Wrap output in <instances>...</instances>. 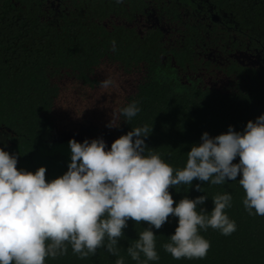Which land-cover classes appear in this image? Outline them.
Segmentation results:
<instances>
[{
  "label": "trees",
  "instance_id": "obj_1",
  "mask_svg": "<svg viewBox=\"0 0 264 264\" xmlns=\"http://www.w3.org/2000/svg\"><path fill=\"white\" fill-rule=\"evenodd\" d=\"M104 79L112 80L108 88L100 85ZM132 101L141 110L127 121L120 110ZM262 114L264 0H0V148L17 157L18 169L43 166L50 182L71 163L69 140L54 141L55 134L105 128L112 144L144 125L152 127L146 146L182 169L204 132L215 137L229 126L243 132ZM239 178L171 187L176 203L206 195L198 208L208 212L213 196L231 194L226 214L237 230L229 236L200 230L211 244L207 256L176 260L162 247L178 227L170 216L152 228L160 259L148 264H264V216L245 210ZM127 224L120 256L137 264L126 248L149 225ZM116 259L104 247L80 259L69 246L45 264Z\"/></svg>",
  "mask_w": 264,
  "mask_h": 264
},
{
  "label": "clouds",
  "instance_id": "obj_2",
  "mask_svg": "<svg viewBox=\"0 0 264 264\" xmlns=\"http://www.w3.org/2000/svg\"><path fill=\"white\" fill-rule=\"evenodd\" d=\"M111 84V79L100 82L103 88ZM140 110L139 101H132L120 114L130 121ZM108 126L115 124L111 120ZM151 132L148 125L133 128L110 150L102 138L82 143L71 139L68 170L50 182L45 167L34 173L18 169L17 157L0 148V264H45L46 258L66 255L69 246L80 259L104 247L118 257L115 264H125L118 241L129 219L149 225L126 248L137 264H148L160 259L152 228L160 229L170 216L178 218V227L162 245L164 251L176 260L204 259L211 244L200 230L212 228L229 236L237 225L226 214L232 206L227 192L212 197L210 212L198 208L206 195L174 201L169 189L191 186L194 180L222 185L239 176L245 210L264 216V114L248 121L243 132L232 126L215 137L204 132L182 169L146 146ZM237 157L239 163H233ZM195 190L202 192L200 184Z\"/></svg>",
  "mask_w": 264,
  "mask_h": 264
},
{
  "label": "rangeland",
  "instance_id": "obj_3",
  "mask_svg": "<svg viewBox=\"0 0 264 264\" xmlns=\"http://www.w3.org/2000/svg\"><path fill=\"white\" fill-rule=\"evenodd\" d=\"M99 138H102L106 142V150H109L112 136L110 131L105 128L84 127L79 133H58L53 136V140L57 142L75 139L77 142L82 143L85 139L91 142V140Z\"/></svg>",
  "mask_w": 264,
  "mask_h": 264
},
{
  "label": "water",
  "instance_id": "obj_4",
  "mask_svg": "<svg viewBox=\"0 0 264 264\" xmlns=\"http://www.w3.org/2000/svg\"><path fill=\"white\" fill-rule=\"evenodd\" d=\"M213 19L216 21L219 20L218 16H216V15H213Z\"/></svg>",
  "mask_w": 264,
  "mask_h": 264
},
{
  "label": "flooded vegetation",
  "instance_id": "obj_5",
  "mask_svg": "<svg viewBox=\"0 0 264 264\" xmlns=\"http://www.w3.org/2000/svg\"><path fill=\"white\" fill-rule=\"evenodd\" d=\"M56 135V134H55Z\"/></svg>",
  "mask_w": 264,
  "mask_h": 264
}]
</instances>
